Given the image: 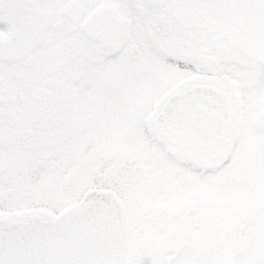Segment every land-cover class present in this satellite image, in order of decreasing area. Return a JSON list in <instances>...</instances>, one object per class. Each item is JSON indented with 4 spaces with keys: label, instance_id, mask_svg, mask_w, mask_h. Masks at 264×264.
<instances>
[{
    "label": "flooded vegetation",
    "instance_id": "flooded-vegetation-1",
    "mask_svg": "<svg viewBox=\"0 0 264 264\" xmlns=\"http://www.w3.org/2000/svg\"><path fill=\"white\" fill-rule=\"evenodd\" d=\"M91 2L0 0V215L50 219L107 190L121 264H264V64L160 0ZM161 82L217 129L166 139L140 104Z\"/></svg>",
    "mask_w": 264,
    "mask_h": 264
},
{
    "label": "water",
    "instance_id": "water-1",
    "mask_svg": "<svg viewBox=\"0 0 264 264\" xmlns=\"http://www.w3.org/2000/svg\"><path fill=\"white\" fill-rule=\"evenodd\" d=\"M176 11L195 26L219 32L245 54L264 63V9L247 5L253 0H171ZM264 5V0H258ZM107 201L89 214L78 204L62 217L14 223L25 234V244L39 264H120L125 254L124 211ZM81 210L80 213H76ZM77 219H66L72 215ZM83 214V215H82Z\"/></svg>",
    "mask_w": 264,
    "mask_h": 264
},
{
    "label": "snow or ice",
    "instance_id": "snow-or-ice-1",
    "mask_svg": "<svg viewBox=\"0 0 264 264\" xmlns=\"http://www.w3.org/2000/svg\"><path fill=\"white\" fill-rule=\"evenodd\" d=\"M83 6L101 10L126 7L105 3L104 0H93ZM247 7L256 12L264 9L258 0H253ZM140 104L144 117L149 113L154 114L155 119L167 122L176 136L192 142L203 139L217 129L215 118L202 110L196 94L173 82H161L154 91L140 98ZM14 223L22 221L0 215V264H39L25 244V234L12 230Z\"/></svg>",
    "mask_w": 264,
    "mask_h": 264
},
{
    "label": "rangeland",
    "instance_id": "rangeland-1",
    "mask_svg": "<svg viewBox=\"0 0 264 264\" xmlns=\"http://www.w3.org/2000/svg\"><path fill=\"white\" fill-rule=\"evenodd\" d=\"M178 69H179V68H178ZM178 69H177V70H178ZM174 71H176V70H174ZM260 87H263V88H264V82L260 83ZM255 100L261 102V98L255 97Z\"/></svg>",
    "mask_w": 264,
    "mask_h": 264
}]
</instances>
